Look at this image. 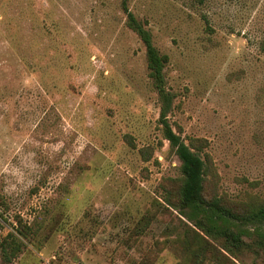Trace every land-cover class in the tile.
Returning a JSON list of instances; mask_svg holds the SVG:
<instances>
[{"label":"rangeland","instance_id":"rangeland-1","mask_svg":"<svg viewBox=\"0 0 264 264\" xmlns=\"http://www.w3.org/2000/svg\"><path fill=\"white\" fill-rule=\"evenodd\" d=\"M129 13L168 57L167 121L205 163V199L264 206V0H0V264H191ZM241 229L232 260L206 264H264V220Z\"/></svg>","mask_w":264,"mask_h":264},{"label":"trees","instance_id":"trees-1","mask_svg":"<svg viewBox=\"0 0 264 264\" xmlns=\"http://www.w3.org/2000/svg\"><path fill=\"white\" fill-rule=\"evenodd\" d=\"M127 23L146 48L149 76L153 80L161 102L160 118L165 127V137L175 148L182 163L183 182L179 189L178 203L180 209L186 212L189 224L193 225V238L198 243L195 251H191V245L188 244L187 248L191 252H189L191 254L189 258L192 257L190 262L191 264H206L209 257L210 259L216 258V260L222 257L224 260L231 261L233 248L240 247L244 242L243 236L246 233L241 227L264 220V206L257 211L252 210L245 215H238L221 206L218 201L205 199L203 193L205 163L185 145L180 137L172 132L167 121L173 108V95L167 89L164 74L168 57L159 52L154 46L151 33L130 13ZM15 242L9 243L7 247L12 250L10 258H14L19 252ZM260 243L262 247L250 249L256 255L264 253V241ZM7 249L3 251L4 256Z\"/></svg>","mask_w":264,"mask_h":264}]
</instances>
